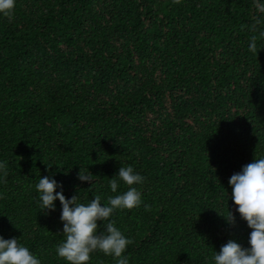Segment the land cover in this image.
Masks as SVG:
<instances>
[{
	"label": "trees",
	"instance_id": "obj_1",
	"mask_svg": "<svg viewBox=\"0 0 264 264\" xmlns=\"http://www.w3.org/2000/svg\"><path fill=\"white\" fill-rule=\"evenodd\" d=\"M259 30L253 0H15L0 14V234L41 264H70L55 250L60 202L39 209V176L106 203L131 164L142 203L111 217L129 264H214L228 239L248 246L228 178L264 155ZM86 264L115 258L96 250Z\"/></svg>",
	"mask_w": 264,
	"mask_h": 264
},
{
	"label": "clouds",
	"instance_id": "obj_2",
	"mask_svg": "<svg viewBox=\"0 0 264 264\" xmlns=\"http://www.w3.org/2000/svg\"><path fill=\"white\" fill-rule=\"evenodd\" d=\"M253 3L257 12L264 14V0H253ZM14 6L15 0H0V14L10 16ZM260 23V16H257L252 25L253 31H256V25ZM259 36L264 37V30H259ZM256 41L257 36L254 34L247 45L254 53L258 49ZM6 175V162L0 160V183L4 182ZM115 176L117 178L108 180L113 193L117 192L118 180H122L128 187L116 195H109L106 203L99 195H94L87 203L80 202L77 194L66 198L61 182L53 175L39 176L35 183L39 209L45 212L55 210L57 198L60 202L59 219L63 222L64 239L56 245L58 257L70 264H86L90 260V253L100 250L105 255L111 254L115 258V264H129L125 249L130 238L115 226L111 217L116 210L131 209L142 203L141 192L135 185L141 184L144 177L131 164L120 165ZM77 178L91 184L95 182L91 172L82 171L81 168ZM228 184L231 185L230 195L236 205V212L251 229L248 246L228 239L220 246L219 251L214 250L212 260L214 264H264V155L243 164L239 171L229 176ZM224 217L227 222L234 223L235 218L230 210ZM98 220L101 223L106 221L103 223V230L100 228L101 224L98 225ZM0 264H41V260L26 245L18 243L17 237L5 238L0 234Z\"/></svg>",
	"mask_w": 264,
	"mask_h": 264
}]
</instances>
